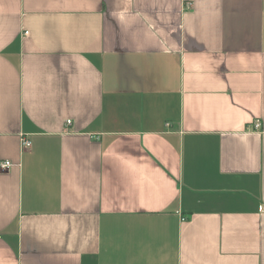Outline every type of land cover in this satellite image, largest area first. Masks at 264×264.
Here are the masks:
<instances>
[{
  "label": "crops",
  "instance_id": "0c3cea01",
  "mask_svg": "<svg viewBox=\"0 0 264 264\" xmlns=\"http://www.w3.org/2000/svg\"><path fill=\"white\" fill-rule=\"evenodd\" d=\"M0 161V264H264V0H0Z\"/></svg>",
  "mask_w": 264,
  "mask_h": 264
},
{
  "label": "built area",
  "instance_id": "2783aa9c",
  "mask_svg": "<svg viewBox=\"0 0 264 264\" xmlns=\"http://www.w3.org/2000/svg\"><path fill=\"white\" fill-rule=\"evenodd\" d=\"M71 121H67V125H70ZM256 128H260V123L256 122L255 124ZM23 149H26L31 146V142L27 139H23L22 141ZM12 166V163L9 161H0V172H5L9 170V168Z\"/></svg>",
  "mask_w": 264,
  "mask_h": 264
}]
</instances>
